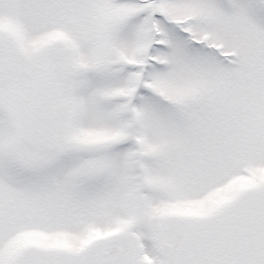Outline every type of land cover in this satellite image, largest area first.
<instances>
[{
    "label": "snow or ice",
    "instance_id": "obj_1",
    "mask_svg": "<svg viewBox=\"0 0 264 264\" xmlns=\"http://www.w3.org/2000/svg\"><path fill=\"white\" fill-rule=\"evenodd\" d=\"M0 264H264V0H0Z\"/></svg>",
    "mask_w": 264,
    "mask_h": 264
}]
</instances>
